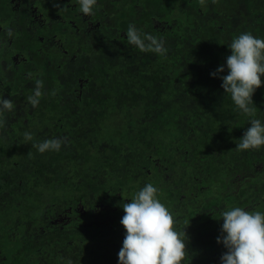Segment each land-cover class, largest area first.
<instances>
[{
	"label": "trees",
	"instance_id": "1",
	"mask_svg": "<svg viewBox=\"0 0 264 264\" xmlns=\"http://www.w3.org/2000/svg\"><path fill=\"white\" fill-rule=\"evenodd\" d=\"M130 23L168 54L129 45ZM8 28L0 264H117L123 204L147 183L185 234L184 264H220L221 213L264 212V149H236L248 117L209 73L239 34L264 38V0H98L92 16L78 0H0V39ZM252 99L264 120V83ZM26 131L64 144L40 154Z\"/></svg>",
	"mask_w": 264,
	"mask_h": 264
},
{
	"label": "clouds",
	"instance_id": "2",
	"mask_svg": "<svg viewBox=\"0 0 264 264\" xmlns=\"http://www.w3.org/2000/svg\"><path fill=\"white\" fill-rule=\"evenodd\" d=\"M78 5L84 16H92L98 0H78ZM13 35V29H6L5 38L0 39V49L7 46ZM125 37L129 45L142 53L161 57L168 54L164 38L144 32L134 23L128 25ZM227 47L231 55L209 76L222 81L224 93L230 94L239 112L248 117L249 127L236 144V149L260 151L264 149V120L253 118L258 110L252 97L264 83L261 79L264 77V38L243 32ZM225 68L227 75H220ZM43 89L44 82L36 80L32 95L27 97L32 108L39 106ZM13 110V101L0 94V128L4 126L5 113ZM23 139L26 143L31 142L40 154L59 152L64 144L59 137L36 142L30 131L23 133ZM158 191L152 183H147L130 202L123 204L124 215L120 224L125 229V237L117 264H184L187 256L185 234L176 230L175 218L160 202ZM221 218L223 223L217 243L222 244L226 252L220 257V264H264V212L232 207L223 211ZM66 264H72V261L69 259Z\"/></svg>",
	"mask_w": 264,
	"mask_h": 264
}]
</instances>
